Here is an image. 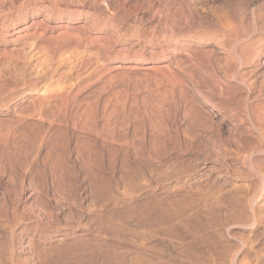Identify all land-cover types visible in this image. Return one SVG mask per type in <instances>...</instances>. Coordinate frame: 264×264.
Masks as SVG:
<instances>
[{
  "label": "rangeland",
  "instance_id": "374dc122",
  "mask_svg": "<svg viewBox=\"0 0 264 264\" xmlns=\"http://www.w3.org/2000/svg\"><path fill=\"white\" fill-rule=\"evenodd\" d=\"M137 258L264 264V0H0V264Z\"/></svg>",
  "mask_w": 264,
  "mask_h": 264
},
{
  "label": "bare ground",
  "instance_id": "6f19581e",
  "mask_svg": "<svg viewBox=\"0 0 264 264\" xmlns=\"http://www.w3.org/2000/svg\"><path fill=\"white\" fill-rule=\"evenodd\" d=\"M41 22V21H40ZM258 49V48H257ZM223 73V72H222ZM189 196V195H188ZM194 216V215H193ZM188 223V222H187ZM229 225V224H228ZM229 236V235H228ZM199 238V237H198ZM212 238V237H211ZM218 238V237H217ZM53 249V248H52ZM40 251V250H39ZM54 251V250H53ZM50 253V252H49ZM46 254V253H45ZM48 254V253H47ZM144 255V254H143ZM219 256V255H218ZM225 256V255H224ZM150 258V257H149ZM42 259V258H41ZM45 259V258H44ZM51 259V258H50ZM114 259V258H113ZM40 261V260H39ZM226 263V262H225ZM82 264V263H81ZM134 264H154L152 261L146 258H137Z\"/></svg>",
  "mask_w": 264,
  "mask_h": 264
}]
</instances>
